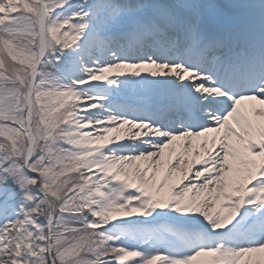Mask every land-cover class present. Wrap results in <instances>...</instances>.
<instances>
[{"label": "snow or ice", "instance_id": "1", "mask_svg": "<svg viewBox=\"0 0 264 264\" xmlns=\"http://www.w3.org/2000/svg\"><path fill=\"white\" fill-rule=\"evenodd\" d=\"M0 264H264V0H0Z\"/></svg>", "mask_w": 264, "mask_h": 264}, {"label": "rangeland", "instance_id": "2", "mask_svg": "<svg viewBox=\"0 0 264 264\" xmlns=\"http://www.w3.org/2000/svg\"><path fill=\"white\" fill-rule=\"evenodd\" d=\"M218 2H222V1L220 0V1H218Z\"/></svg>", "mask_w": 264, "mask_h": 264}]
</instances>
